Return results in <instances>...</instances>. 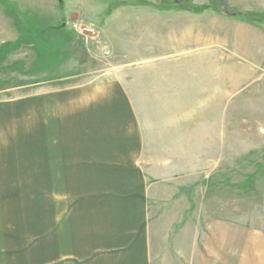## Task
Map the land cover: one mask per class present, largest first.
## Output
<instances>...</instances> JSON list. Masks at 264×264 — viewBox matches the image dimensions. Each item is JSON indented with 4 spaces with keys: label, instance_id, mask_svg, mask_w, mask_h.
<instances>
[{
    "label": "rangeland",
    "instance_id": "obj_1",
    "mask_svg": "<svg viewBox=\"0 0 264 264\" xmlns=\"http://www.w3.org/2000/svg\"><path fill=\"white\" fill-rule=\"evenodd\" d=\"M101 37L109 54L179 51L223 74L152 106L133 76L149 135L151 264H264V0H0V55L15 56V83L36 55L34 71L61 57L79 67Z\"/></svg>",
    "mask_w": 264,
    "mask_h": 264
},
{
    "label": "crops",
    "instance_id": "obj_2",
    "mask_svg": "<svg viewBox=\"0 0 264 264\" xmlns=\"http://www.w3.org/2000/svg\"><path fill=\"white\" fill-rule=\"evenodd\" d=\"M104 40L77 68L61 57V67L34 71L36 55L19 83L15 56L0 55V264H151L149 135L133 76H143V105L152 106L165 105L155 102L168 99L162 91L183 83L206 91L223 74L198 63L206 56H118ZM12 43L1 41L15 51ZM99 59L111 62L93 67Z\"/></svg>",
    "mask_w": 264,
    "mask_h": 264
},
{
    "label": "trees",
    "instance_id": "obj_3",
    "mask_svg": "<svg viewBox=\"0 0 264 264\" xmlns=\"http://www.w3.org/2000/svg\"><path fill=\"white\" fill-rule=\"evenodd\" d=\"M245 20V19H244ZM246 21V20H245ZM252 23V22H251Z\"/></svg>",
    "mask_w": 264,
    "mask_h": 264
}]
</instances>
